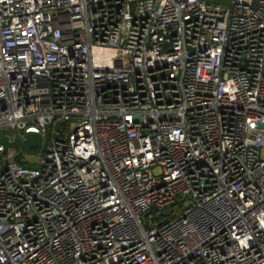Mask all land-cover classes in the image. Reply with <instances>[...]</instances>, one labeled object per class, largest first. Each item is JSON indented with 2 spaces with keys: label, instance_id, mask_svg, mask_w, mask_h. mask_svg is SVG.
<instances>
[{
  "label": "built area",
  "instance_id": "2783aa9c",
  "mask_svg": "<svg viewBox=\"0 0 264 264\" xmlns=\"http://www.w3.org/2000/svg\"><path fill=\"white\" fill-rule=\"evenodd\" d=\"M11 130L0 264H264V0H0Z\"/></svg>",
  "mask_w": 264,
  "mask_h": 264
},
{
  "label": "water",
  "instance_id": "95a60500",
  "mask_svg": "<svg viewBox=\"0 0 264 264\" xmlns=\"http://www.w3.org/2000/svg\"><path fill=\"white\" fill-rule=\"evenodd\" d=\"M0 145L3 151H14V157L18 158L22 153L34 154L38 151H45L48 140L36 131L26 132L25 135L11 137L9 134L0 136Z\"/></svg>",
  "mask_w": 264,
  "mask_h": 264
},
{
  "label": "rangeland",
  "instance_id": "374dc122",
  "mask_svg": "<svg viewBox=\"0 0 264 264\" xmlns=\"http://www.w3.org/2000/svg\"><path fill=\"white\" fill-rule=\"evenodd\" d=\"M17 131H13V130H11V132H9V134L12 136V137H14V136H16V133ZM8 154H11V155H14V152H13V150H9V151H7L6 152V155H8ZM1 155V154H0ZM7 160H8V158H7ZM156 172H159V169H156L155 170Z\"/></svg>",
  "mask_w": 264,
  "mask_h": 264
},
{
  "label": "trees",
  "instance_id": "16d2710c",
  "mask_svg": "<svg viewBox=\"0 0 264 264\" xmlns=\"http://www.w3.org/2000/svg\"><path fill=\"white\" fill-rule=\"evenodd\" d=\"M2 134H3V132L0 131V136H1ZM16 160L19 161L20 163L24 164V165H27V166L30 165L27 161L22 160V157H21V156H19L18 158H16Z\"/></svg>",
  "mask_w": 264,
  "mask_h": 264
}]
</instances>
